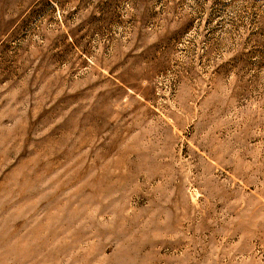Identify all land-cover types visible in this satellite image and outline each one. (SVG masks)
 Masks as SVG:
<instances>
[{"label":"rangeland","instance_id":"374dc122","mask_svg":"<svg viewBox=\"0 0 264 264\" xmlns=\"http://www.w3.org/2000/svg\"><path fill=\"white\" fill-rule=\"evenodd\" d=\"M0 264H264V0H0Z\"/></svg>","mask_w":264,"mask_h":264}]
</instances>
